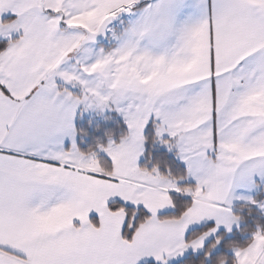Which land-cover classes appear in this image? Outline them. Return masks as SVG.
<instances>
[{
    "label": "snow or ice",
    "instance_id": "6c2138e0",
    "mask_svg": "<svg viewBox=\"0 0 264 264\" xmlns=\"http://www.w3.org/2000/svg\"><path fill=\"white\" fill-rule=\"evenodd\" d=\"M0 264H264V0H0Z\"/></svg>",
    "mask_w": 264,
    "mask_h": 264
}]
</instances>
